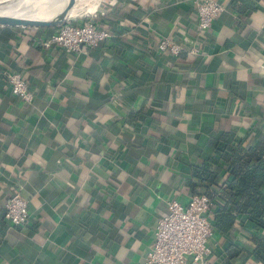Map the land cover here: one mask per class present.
<instances>
[{"label":"crops","instance_id":"crops-1","mask_svg":"<svg viewBox=\"0 0 264 264\" xmlns=\"http://www.w3.org/2000/svg\"><path fill=\"white\" fill-rule=\"evenodd\" d=\"M218 1L224 11L198 31L191 0H99L93 23L110 36L77 54L42 46L56 27L0 26V264H142L167 200H189L187 168L212 154L217 128L244 144L264 134V0ZM162 37L181 47L172 61ZM7 72L26 81L29 103ZM14 191L20 226L3 220ZM216 205L207 264H264L245 256L257 233L243 217L231 240L213 228ZM230 245L243 251L228 257Z\"/></svg>","mask_w":264,"mask_h":264},{"label":"built area","instance_id":"built-area-1","mask_svg":"<svg viewBox=\"0 0 264 264\" xmlns=\"http://www.w3.org/2000/svg\"><path fill=\"white\" fill-rule=\"evenodd\" d=\"M196 14L198 31H206L218 15L224 11L218 0H191ZM93 12L81 16L80 22L64 21L42 42L44 48H63L77 54L98 46L109 38L107 30L94 23ZM158 50L168 58L177 55L181 47L173 40L162 37ZM190 54L199 52L198 47L189 48ZM9 92L29 103L32 93L26 81L18 73H4ZM210 200L204 194H193L186 203L175 198L167 200L164 212L156 218L151 248L145 254L142 264H207L208 240L212 234L209 220L205 216ZM25 200L16 191L6 197L3 203V220L11 226H20L27 220Z\"/></svg>","mask_w":264,"mask_h":264},{"label":"trees","instance_id":"trees-1","mask_svg":"<svg viewBox=\"0 0 264 264\" xmlns=\"http://www.w3.org/2000/svg\"><path fill=\"white\" fill-rule=\"evenodd\" d=\"M44 1L30 0L25 6H39ZM102 29L110 34L109 29ZM219 130L217 128L206 142L212 154L203 157L199 165L188 166L184 186L191 196L204 194L211 203L216 197L223 202V205H216V209L211 212L213 228L220 235L225 234L230 238L237 218L243 217L251 223L257 236L250 235L254 248L246 251L245 256L264 260V193L260 191L264 187V134L244 144L245 136L233 141L229 132ZM220 163L224 164L223 168ZM221 171L227 173L225 178L221 177ZM228 244L233 243L229 241ZM240 251H243L242 248L230 245L227 256H235Z\"/></svg>","mask_w":264,"mask_h":264},{"label":"bare ground","instance_id":"bare-ground-1","mask_svg":"<svg viewBox=\"0 0 264 264\" xmlns=\"http://www.w3.org/2000/svg\"><path fill=\"white\" fill-rule=\"evenodd\" d=\"M52 5L41 4L34 6L29 9L28 12H13V11H2L0 14L15 16L19 18L28 19H44L52 20L55 18L64 8L67 0H51ZM99 0H74L72 6L66 12V18H73L83 14H89L87 10H94V4ZM93 12V11H92Z\"/></svg>","mask_w":264,"mask_h":264},{"label":"water","instance_id":"water-1","mask_svg":"<svg viewBox=\"0 0 264 264\" xmlns=\"http://www.w3.org/2000/svg\"><path fill=\"white\" fill-rule=\"evenodd\" d=\"M74 0H67L62 11L52 20L19 18L10 15L0 14V26L17 27H56L66 21V12L72 6Z\"/></svg>","mask_w":264,"mask_h":264},{"label":"rangeland","instance_id":"rangeland-1","mask_svg":"<svg viewBox=\"0 0 264 264\" xmlns=\"http://www.w3.org/2000/svg\"><path fill=\"white\" fill-rule=\"evenodd\" d=\"M30 0H0V10L2 11H13V12H28L30 8H26L25 5L28 4ZM94 1V0H92ZM94 10H87L86 12H92ZM86 14L69 18L68 21L75 20Z\"/></svg>","mask_w":264,"mask_h":264}]
</instances>
